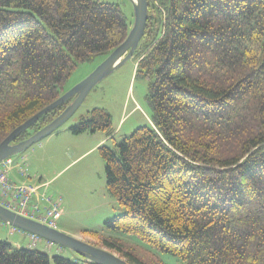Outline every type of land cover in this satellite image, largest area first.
I'll use <instances>...</instances> for the list:
<instances>
[{"label": "trees", "instance_id": "trees-1", "mask_svg": "<svg viewBox=\"0 0 264 264\" xmlns=\"http://www.w3.org/2000/svg\"><path fill=\"white\" fill-rule=\"evenodd\" d=\"M148 4L133 58L135 77L148 82L152 117L116 150L98 149L107 191L124 211L105 230L136 237L184 264H264V0ZM131 29L117 4L0 0V144L60 99L80 64L108 57ZM71 102L13 144L52 123ZM70 132L113 139L115 131L111 115L94 109ZM85 234L124 253L119 240ZM0 264L93 263L0 241Z\"/></svg>", "mask_w": 264, "mask_h": 264}, {"label": "rangeland", "instance_id": "rangeland-1", "mask_svg": "<svg viewBox=\"0 0 264 264\" xmlns=\"http://www.w3.org/2000/svg\"><path fill=\"white\" fill-rule=\"evenodd\" d=\"M94 1L119 5L130 27H133L135 10L131 0ZM106 58L97 57L93 62L80 64L67 82L64 92L67 93L89 77ZM136 62L135 58H131L117 67L88 93L66 123L27 151L11 157V160L16 164L26 157L22 163L25 162L23 167L27 176L16 180L29 185L43 184L45 188L42 192L61 198L62 217L57 224L58 231L119 257L131 254L144 264H184L136 237L105 230V222L123 215L124 211L107 191L106 163L98 149L104 145L116 150V143L129 137L138 128L148 126L152 117L147 101L148 82L135 77ZM94 109H104L111 115L115 131L113 139L102 132L81 135L70 132L71 127L82 118L89 117ZM49 137L52 140L46 142ZM89 231L119 240L124 253L87 236L85 232ZM23 234L29 238V233L0 221V241L11 244L13 250L30 248L45 252L51 258L61 256L71 261L82 259L74 251L54 243L46 249L48 241L44 239L38 246L30 247V238L24 241Z\"/></svg>", "mask_w": 264, "mask_h": 264}, {"label": "water", "instance_id": "water-1", "mask_svg": "<svg viewBox=\"0 0 264 264\" xmlns=\"http://www.w3.org/2000/svg\"><path fill=\"white\" fill-rule=\"evenodd\" d=\"M131 1L134 5L135 21L126 41L116 48L89 77L73 87L56 102L42 110L40 113L35 115L33 118L17 128L13 133H11L0 144V163L8 158L22 154L38 141H41L42 139L53 134L68 121V119L74 114L77 108L84 101L88 93L100 81L112 73L121 64L133 58L145 35L148 21L149 4L148 0ZM71 100L72 102L66 108V110L52 123L41 129L39 132L35 133L29 139L18 144H13L21 134L35 125L42 116ZM0 221L29 234L39 236L40 238L57 244L61 247L70 249L77 253L82 259H85L86 261L93 264H130L126 259H123L115 254L77 240L58 230L51 229L40 223L23 218L1 206Z\"/></svg>", "mask_w": 264, "mask_h": 264}, {"label": "built area", "instance_id": "built-area-1", "mask_svg": "<svg viewBox=\"0 0 264 264\" xmlns=\"http://www.w3.org/2000/svg\"><path fill=\"white\" fill-rule=\"evenodd\" d=\"M26 161L14 164L11 158L0 163V206L23 218L40 223L46 227L57 230V223L62 217L61 198H54L42 192L45 185H29L12 177V172L17 169L20 177H26L23 167ZM30 247L41 243L39 236L29 234ZM53 246L52 242L45 245L46 249Z\"/></svg>", "mask_w": 264, "mask_h": 264}, {"label": "crops", "instance_id": "crops-1", "mask_svg": "<svg viewBox=\"0 0 264 264\" xmlns=\"http://www.w3.org/2000/svg\"><path fill=\"white\" fill-rule=\"evenodd\" d=\"M51 137H49V139L46 141V142H50V140H52V139H50ZM26 157H22L21 158V161L23 160V159H25ZM17 163H19V162H17ZM16 163V164H17ZM16 170V171H15ZM12 177L14 178L15 177V179L16 178H18V179H20L21 180V178L22 177H20L19 175H18V172H17V169H14V171L12 172ZM19 181V180H18ZM22 236V239L24 240V241H28L29 240V238H28V235H25V234H23V235H21Z\"/></svg>", "mask_w": 264, "mask_h": 264}, {"label": "bare ground", "instance_id": "bare-ground-1", "mask_svg": "<svg viewBox=\"0 0 264 264\" xmlns=\"http://www.w3.org/2000/svg\"><path fill=\"white\" fill-rule=\"evenodd\" d=\"M23 166H25V165H23ZM16 171V170H15ZM58 224V223H57ZM47 251V250H46Z\"/></svg>", "mask_w": 264, "mask_h": 264}]
</instances>
